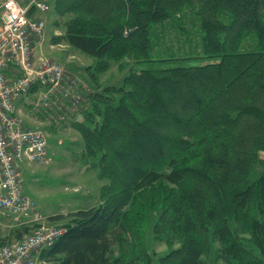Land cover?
I'll return each instance as SVG.
<instances>
[{
    "label": "trees",
    "instance_id": "1",
    "mask_svg": "<svg viewBox=\"0 0 264 264\" xmlns=\"http://www.w3.org/2000/svg\"><path fill=\"white\" fill-rule=\"evenodd\" d=\"M51 5L66 18L59 42L93 58L98 72L124 61L128 74L90 96L78 126L104 181L102 201L70 213L67 232L40 258L128 264L114 258L110 238L123 225L134 237L141 213L169 248L158 264H202L216 241L224 264H262L264 0Z\"/></svg>",
    "mask_w": 264,
    "mask_h": 264
},
{
    "label": "rangeland",
    "instance_id": "2",
    "mask_svg": "<svg viewBox=\"0 0 264 264\" xmlns=\"http://www.w3.org/2000/svg\"><path fill=\"white\" fill-rule=\"evenodd\" d=\"M17 1L24 4L26 0ZM45 1L50 4L52 0ZM52 11V8H49L45 13H38V16H41L45 23L44 38L47 40L44 39L43 41L44 46L41 48V53L44 57L58 61L61 60L60 54L62 53V55L65 54L67 63L72 61L74 64H78V69L81 72H77V74L66 67L78 83L72 96L76 98L88 96V102L86 104L82 102L79 109L72 113L74 114L73 122L65 124L55 121L59 110L54 104L64 102L65 98L59 97L58 101L46 102L42 91L36 93L37 95L24 97L28 105H24L23 114L18 112V115L25 121L27 128L40 129L45 132L48 137V150L52 160L44 165H24L21 168L20 183L24 194L35 202L38 211L46 217L48 225L67 229L66 226L71 221L70 213L98 206L101 203L100 189L104 185V181L98 178L93 165L95 160L87 157V150L78 131L79 122L83 120L85 111L90 109V96L106 86L121 85L122 79L128 74V68H123L124 61L120 63L111 62L108 70L98 72L95 60L83 54V56L90 58L92 63L85 60L79 56V52L74 48L64 46L60 48L59 53L57 52L58 48L50 49L49 41L52 44L59 42L56 37L60 35L55 36L53 34L56 23L59 28L58 32L63 35L64 21L66 20V18L58 16L54 23ZM39 54L40 52L37 51L36 56ZM45 103L48 105L46 106ZM83 112L85 113L83 114ZM262 157L264 158V153ZM57 215H63V218L53 220V217ZM143 218L145 223L141 226ZM150 221L151 224L156 221L155 212L151 213ZM38 226V223L31 221L30 218L15 215L7 224L0 225V246L22 241L37 230ZM127 229L128 226L123 225V231L118 229L116 238H114L115 235L110 238L113 244L114 258L125 255L131 261L128 264H158L159 258L168 253L169 248L166 243L158 240L152 233L145 215L138 214V226L134 237L129 234ZM231 229L238 239L247 243L249 235L242 225L232 224ZM219 248L220 243L216 241L211 248L212 252L202 257V264H224L217 254ZM247 249H250L249 244H247ZM40 259L46 264H53L51 261ZM262 264H264V258H262Z\"/></svg>",
    "mask_w": 264,
    "mask_h": 264
},
{
    "label": "built area",
    "instance_id": "3",
    "mask_svg": "<svg viewBox=\"0 0 264 264\" xmlns=\"http://www.w3.org/2000/svg\"><path fill=\"white\" fill-rule=\"evenodd\" d=\"M48 10L49 5L42 0L24 4L0 0V213L21 215L39 225L22 241L1 245L0 264H46L40 254L67 232L66 228L46 223V217L23 193L20 183L22 164L44 165L52 157L45 132L26 127L18 115L17 102L41 91L46 102L65 98L64 102L54 103L59 110L55 121L65 124L73 122L72 113L82 102H88V96H72L78 83L66 67L41 53L45 23L38 13ZM37 51L40 54L36 56ZM12 69L17 74L10 77Z\"/></svg>",
    "mask_w": 264,
    "mask_h": 264
},
{
    "label": "crops",
    "instance_id": "4",
    "mask_svg": "<svg viewBox=\"0 0 264 264\" xmlns=\"http://www.w3.org/2000/svg\"><path fill=\"white\" fill-rule=\"evenodd\" d=\"M28 0H26L25 2H27ZM24 2V3H25ZM49 5V7L50 8H52V12H53V19H55V21H54V23L57 21V18H58V14H57V12H56V10L53 8V6L51 5V3L50 4H48ZM39 17H41V16H39ZM42 18V17H41ZM54 32H53V34L55 35V36H58V35H61L58 31H59V28H58V25H57V23H56V28H55V30H53ZM45 41H47L46 39H45ZM51 41H49L48 43V46H49V48L50 49H55V48H58V50H57V52L59 53L61 50H60V48H63L64 46H67V48H68V45L66 44V43H64V42H58V44H52V43H50ZM44 46V45H43ZM70 47V46H69ZM72 48V47H71ZM61 55V62L60 61H58V60H56V61H58V62H60L61 64H63L65 67H68L69 68V70L71 71V72H73L74 74H77V72H81L79 69H78V64H74V62H72V61H70V62H66L67 60H66V58H65V54L64 55H62V53L60 54ZM79 56L80 57H82V58H84L85 60H88L89 62H91L92 63V61H91V59L90 58H88V57H85V56H83V54H81L80 52H79ZM53 59V58H52ZM13 74H17V71L16 70H14V69H12V71L9 73V76L10 77H12V75ZM34 95H37L36 94V92L34 93V94H32L31 96H34ZM24 105H28V104H26V102H25V100L24 99H21L20 101H18L17 102V104H16V106H17V110H18V112H20V114H23V112H22V110L24 109ZM24 165H26V166H28L27 164H22L21 165V168L24 166ZM34 166H37V165H34ZM24 193V192H23ZM14 216H12V215H8V216H3L1 213H0V225L2 226V225H5V224H7L10 220H12V218H13Z\"/></svg>",
    "mask_w": 264,
    "mask_h": 264
}]
</instances>
